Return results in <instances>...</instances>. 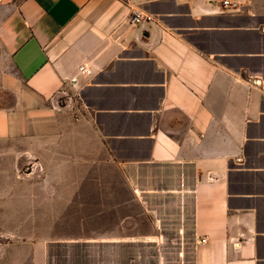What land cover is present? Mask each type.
<instances>
[{
    "label": "crops",
    "instance_id": "0c3cea01",
    "mask_svg": "<svg viewBox=\"0 0 264 264\" xmlns=\"http://www.w3.org/2000/svg\"><path fill=\"white\" fill-rule=\"evenodd\" d=\"M222 1L0 0V264H264V0Z\"/></svg>",
    "mask_w": 264,
    "mask_h": 264
},
{
    "label": "built area",
    "instance_id": "2783aa9c",
    "mask_svg": "<svg viewBox=\"0 0 264 264\" xmlns=\"http://www.w3.org/2000/svg\"><path fill=\"white\" fill-rule=\"evenodd\" d=\"M221 6L224 10L227 11H233L238 8V3L237 2H230L228 0H224L221 2ZM151 17L148 15H144L141 12L135 11L131 14V17L129 18V24L131 25H137L138 23L142 21H151ZM202 242H204L202 240Z\"/></svg>",
    "mask_w": 264,
    "mask_h": 264
},
{
    "label": "rangeland",
    "instance_id": "374dc122",
    "mask_svg": "<svg viewBox=\"0 0 264 264\" xmlns=\"http://www.w3.org/2000/svg\"><path fill=\"white\" fill-rule=\"evenodd\" d=\"M9 227H0V231L2 232L4 229H8ZM9 229H13V228H9ZM0 239H2V236H0Z\"/></svg>",
    "mask_w": 264,
    "mask_h": 264
}]
</instances>
